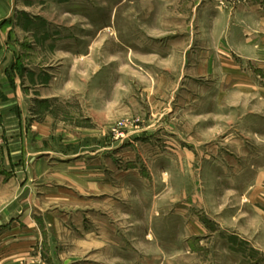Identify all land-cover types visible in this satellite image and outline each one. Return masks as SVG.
<instances>
[{"label": "rangeland", "instance_id": "374dc122", "mask_svg": "<svg viewBox=\"0 0 264 264\" xmlns=\"http://www.w3.org/2000/svg\"><path fill=\"white\" fill-rule=\"evenodd\" d=\"M239 2L0 0L10 75L52 74L58 90L41 110L52 122L42 152L32 140L23 162L0 153V179L25 180L10 197L52 213L40 225L71 244L66 264H230L232 240L245 247L230 222L264 171V98L194 74ZM80 179L81 204L50 203L51 188L79 192Z\"/></svg>", "mask_w": 264, "mask_h": 264}, {"label": "crops", "instance_id": "0c3cea01", "mask_svg": "<svg viewBox=\"0 0 264 264\" xmlns=\"http://www.w3.org/2000/svg\"><path fill=\"white\" fill-rule=\"evenodd\" d=\"M231 22L227 27L231 31L225 30L226 38L215 43V53L210 52L204 63L194 56L195 63H199L194 74L202 76L205 67L208 74H219L224 79L227 90L247 96L256 93L264 98V0L239 2ZM4 36L0 29V153L8 161L23 162L29 141H35L31 145L37 149L33 153L38 154L42 151L38 150L37 141H48L51 137V116L41 110L51 107L53 99L58 97V90L52 83L56 79L52 74L34 72L32 80L28 73L10 75L14 60L3 47ZM255 76L262 77V85L256 83ZM2 141L8 143L7 146H3ZM38 167L41 168V163ZM0 169L1 173L3 170ZM81 172H87V169H81ZM4 179H0V264H66L62 245L71 244L59 243L60 240L55 238L51 243L40 225L46 218L53 219L52 213H38L37 206L41 203L34 196L16 193L10 197L9 189L26 188L28 183L25 180ZM260 181L263 185L264 171L259 170L257 185L242 201L241 213L231 218V227L234 219L240 220L239 237L245 241V247L239 249L232 240L230 264H264V192ZM93 185V189H97L99 184L94 182ZM76 189L79 192L62 186L54 187L47 197L51 204L63 209L73 208L83 201V195L89 190V181L80 179ZM63 216L64 213L60 217ZM219 220L222 218L209 215L210 225L214 222L218 226ZM232 234L235 233L229 235Z\"/></svg>", "mask_w": 264, "mask_h": 264}]
</instances>
